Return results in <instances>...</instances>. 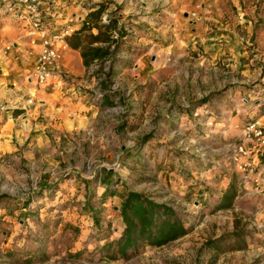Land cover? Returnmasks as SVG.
<instances>
[{
    "label": "rangeland",
    "instance_id": "rangeland-1",
    "mask_svg": "<svg viewBox=\"0 0 264 264\" xmlns=\"http://www.w3.org/2000/svg\"><path fill=\"white\" fill-rule=\"evenodd\" d=\"M148 60L135 57L132 70L120 71L109 86L100 83L103 90L117 86L109 107L125 106L123 115L99 107L88 128L49 132L39 147L24 143L16 152L0 154V196L6 195L0 205V264H264V195L249 184L240 187L228 160L230 144L241 136V98L251 99L246 90L261 81L241 82L239 72H223L221 60L212 65L191 52L153 53L157 71L149 78L143 64ZM87 85L83 90L95 105L89 98L95 86ZM203 98L208 101L197 106ZM181 152L197 163L181 160ZM200 162L208 163V170L190 168ZM162 163L172 170L160 171ZM234 175L238 195L231 207L219 208L221 192ZM103 177L121 180L120 191L135 190L170 205L190 232L127 258H102L97 229L80 207L85 192L98 195ZM28 200L29 209H14ZM119 205V198L109 199L96 214L111 237L122 228ZM233 231L244 235L236 242L243 249L217 253L203 247ZM31 251L36 258L26 259Z\"/></svg>",
    "mask_w": 264,
    "mask_h": 264
},
{
    "label": "crops",
    "instance_id": "crops-1",
    "mask_svg": "<svg viewBox=\"0 0 264 264\" xmlns=\"http://www.w3.org/2000/svg\"><path fill=\"white\" fill-rule=\"evenodd\" d=\"M101 1L46 0L42 9L52 30L61 27L69 15L81 17L79 29L86 14ZM107 1V12L113 11L123 24L134 25L135 42L144 49L138 58L149 57L148 65L143 62L147 77L155 76L157 71V65L152 63L153 53L191 52L212 65L221 60L223 72H239L241 82L258 78L259 88L264 82V0ZM192 12L197 16H192ZM39 48L40 38L9 17L0 18V104L10 106L0 112V154L16 152L24 143L39 147L47 141L46 133L83 130L98 118L99 107L90 103L85 91L73 90L67 81L37 85L28 80ZM76 62L79 69L74 67ZM61 63L74 78L84 76L80 53L69 45L62 52ZM128 70L132 69L123 68L121 74ZM134 71L141 72L138 67ZM250 104L245 103L244 112L238 117L239 127L246 119L264 122V108Z\"/></svg>",
    "mask_w": 264,
    "mask_h": 264
},
{
    "label": "trees",
    "instance_id": "trees-1",
    "mask_svg": "<svg viewBox=\"0 0 264 264\" xmlns=\"http://www.w3.org/2000/svg\"><path fill=\"white\" fill-rule=\"evenodd\" d=\"M108 6L109 1H101L97 7L86 14L81 27L67 39L68 45L79 51L85 69L93 63L100 65L99 72L103 74L101 84L106 85L108 83L107 86L123 68L130 67L133 58L139 57L144 52L143 48L134 45V25L130 22L123 24L117 16L113 15V11H106ZM106 12L108 16L103 19L102 16ZM128 55L131 56L130 59L126 57ZM104 67L106 70L103 69ZM115 95V91L108 87L95 105L100 108L109 107L113 105L112 101L116 97ZM207 101L208 98H203L197 102V106H201ZM250 120H255V118L246 119L244 122L247 123ZM146 139L148 136H145L142 141ZM127 154L131 156L130 153ZM180 155H182L180 159L183 161L194 165L197 163L192 155L187 156L182 152ZM166 164L160 165V171H167L166 167L172 170L173 167L171 168ZM199 164L200 166L197 164V166L193 165L190 168L208 170V163L200 162ZM104 179L106 180V177L100 178L98 181V188L100 189L98 195H96V191L85 192V201L80 207L82 215L92 219V225L97 229L96 239L98 242H102L101 244L98 243L97 248L102 254V258H127L132 254L142 252L146 248H158L167 245L190 232L191 226L187 225L170 205L155 201L144 193L135 190L120 191L118 186L121 184V180L107 179L105 181ZM238 192V184L234 175L224 191L221 192L217 207H231ZM5 198L6 195L0 196L1 206ZM114 198L120 199L118 214L122 221V228L116 237H111L110 234L105 233L106 229L101 226L96 214L100 210V205L102 206L107 200ZM29 205L28 200L21 207H14V209L26 210V208L29 209ZM4 206L6 207V205ZM8 210L9 213H12L11 208L8 207ZM243 238L242 233L233 231L229 235L206 240L203 247L217 253L239 250L243 249L244 245L236 244V242L239 239L244 240ZM228 240L234 241L235 244L228 243ZM39 252L42 253V251ZM35 256L34 251L27 252L26 259L33 260L36 258Z\"/></svg>",
    "mask_w": 264,
    "mask_h": 264
},
{
    "label": "built area",
    "instance_id": "built-area-1",
    "mask_svg": "<svg viewBox=\"0 0 264 264\" xmlns=\"http://www.w3.org/2000/svg\"><path fill=\"white\" fill-rule=\"evenodd\" d=\"M46 0H0V18L3 16L12 19L20 28H25L29 34L40 38V48L35 57L33 69L29 72L28 80L37 85H56L67 81L72 83L73 90H82L88 88L87 83H92L95 88L92 90L89 98L96 103L104 91L101 88L103 74L99 72L100 65L93 63L84 71V76L76 80L74 76L66 71L61 63L63 50L68 47L67 39L78 28L77 24L80 18L76 15H69L61 27L52 30L43 14L42 5ZM107 12L102 18L106 19ZM192 16H197L192 12ZM34 43V39H32ZM6 50L10 49L7 45ZM106 70V67L103 68ZM75 79V80H72ZM79 82V84H77ZM74 86H78L75 88ZM80 86V87H79ZM117 86L113 83L110 89ZM83 94H85L83 92ZM251 99L242 97V102L259 104L264 108V82L260 88L257 85L250 89L248 93ZM10 109L8 103L0 104V112ZM104 111L123 115L125 106L108 107ZM228 160L233 169L239 174L240 187L247 183L254 186V192L264 195V186L262 179L264 176V122L257 119L244 123L241 127V136L238 142L230 144Z\"/></svg>",
    "mask_w": 264,
    "mask_h": 264
}]
</instances>
